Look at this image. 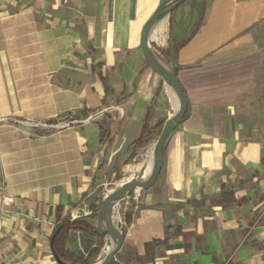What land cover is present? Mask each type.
Returning a JSON list of instances; mask_svg holds the SVG:
<instances>
[{
    "label": "crops",
    "instance_id": "0c3cea01",
    "mask_svg": "<svg viewBox=\"0 0 264 264\" xmlns=\"http://www.w3.org/2000/svg\"><path fill=\"white\" fill-rule=\"evenodd\" d=\"M160 1L0 0V264H58L53 231L92 200L107 151L132 157L144 123L149 142L176 112L166 89L173 113L159 119L166 86L139 49ZM149 44L189 111L155 185L123 209L115 263L264 264V0H188ZM63 117L77 123L31 127ZM90 242L71 232L65 249Z\"/></svg>",
    "mask_w": 264,
    "mask_h": 264
},
{
    "label": "water",
    "instance_id": "95a60500",
    "mask_svg": "<svg viewBox=\"0 0 264 264\" xmlns=\"http://www.w3.org/2000/svg\"><path fill=\"white\" fill-rule=\"evenodd\" d=\"M186 1L188 0H161L140 31L139 49L142 58L147 67L150 68L162 80L163 84L171 90L177 101V109L176 112L163 123L158 137L152 146L151 171L149 175L146 176L145 179H138V173L134 171L129 177L123 180L115 190L106 194V196L97 203L94 228L100 235L105 237L104 247L106 242L110 243V249L98 264H111L123 243L122 233L114 223V207L134 189L147 191L155 185L162 169L167 141L172 132L187 118L189 105L183 87L178 82L174 71L160 61L149 44L150 35L155 26Z\"/></svg>",
    "mask_w": 264,
    "mask_h": 264
},
{
    "label": "rangeland",
    "instance_id": "374dc122",
    "mask_svg": "<svg viewBox=\"0 0 264 264\" xmlns=\"http://www.w3.org/2000/svg\"><path fill=\"white\" fill-rule=\"evenodd\" d=\"M191 1L194 2V0ZM151 49L154 50L152 47ZM169 97L170 96L166 91V88L162 87L161 90V98H163L161 102L162 104L157 105V109H158L157 113L161 115L159 118L161 120L167 119L173 113V109L170 103L168 105L165 102L166 98L169 99ZM159 132H160V128L152 131L151 137L149 138V142L147 141L143 146L136 148L135 151L133 152L134 155L132 157H128L126 160L120 159L117 161H111L109 157L110 153L109 151H107L105 160L102 162L101 165V171L99 172L96 181L93 184V196H92L93 198L92 200H88L86 202V205L89 204L91 205L96 200L98 203V201L103 199L106 196V194L115 190L123 180L129 177L134 172L135 167L138 164L148 160L150 154L152 153L151 144L157 139ZM137 173H138V179L146 178L143 170H140ZM123 213L124 210H123L122 202L119 201L118 204L114 207L113 218L115 225L118 226L120 231L124 227ZM91 224L94 226L95 220H93ZM83 243L86 245L87 240L82 241V244ZM103 250L104 247L101 249L98 256L94 258L93 263L101 261V259L104 257Z\"/></svg>",
    "mask_w": 264,
    "mask_h": 264
},
{
    "label": "trees",
    "instance_id": "16d2710c",
    "mask_svg": "<svg viewBox=\"0 0 264 264\" xmlns=\"http://www.w3.org/2000/svg\"><path fill=\"white\" fill-rule=\"evenodd\" d=\"M203 21V12L200 13L194 29L189 35V37L180 43L174 44L173 51L176 53L180 48H182L200 29ZM176 76V73L174 71ZM160 123L158 128L162 126ZM150 134V129L147 123H144L142 131L139 138L134 142V149L141 147L147 140ZM133 155V153H132ZM100 201V200H99ZM98 201V202H99ZM97 205L93 207L91 215L86 217H80L74 220L66 219L59 222L51 236L50 245L54 256V259L58 264H92L93 259L100 253L101 249L104 247L105 237L100 235L94 228V226L89 222L96 219ZM131 221V213H126L124 216V223L128 225ZM80 232L82 235L90 238L96 239L95 243L90 242L87 254L84 256L81 253H73L65 249V245L68 241L69 234L71 232ZM111 264H116L114 261Z\"/></svg>",
    "mask_w": 264,
    "mask_h": 264
},
{
    "label": "built area",
    "instance_id": "2783aa9c",
    "mask_svg": "<svg viewBox=\"0 0 264 264\" xmlns=\"http://www.w3.org/2000/svg\"><path fill=\"white\" fill-rule=\"evenodd\" d=\"M64 119H62L61 122L56 123V124H50V123H34L31 125L32 128L35 129H42L45 131H52V130H57V129H62L65 127H68L70 124H76L77 121H74L72 119H67L68 117H63ZM92 119V117H87L81 121H79V123H88L90 120ZM142 190L140 189H134L132 192H130L128 195H126L124 198H122L120 200V202H122V206L123 209H126V206H133V210L136 209V204L138 201V198L140 196ZM12 201L11 198L4 196L2 198V202L3 203H10ZM92 210L90 211L89 209H87V206L85 204V201H81L80 202V207L78 210H76L73 215L70 217V220H74L80 217H86L88 215H91ZM123 218H124V214H123ZM114 219V218H113ZM115 223V222H114ZM125 225V223H124Z\"/></svg>",
    "mask_w": 264,
    "mask_h": 264
},
{
    "label": "bare ground",
    "instance_id": "6f19581e",
    "mask_svg": "<svg viewBox=\"0 0 264 264\" xmlns=\"http://www.w3.org/2000/svg\"><path fill=\"white\" fill-rule=\"evenodd\" d=\"M162 27L163 26H160L158 28V30L155 32L154 36L159 33L161 30H162ZM153 37V36H152ZM167 91L169 92V94L171 95V97L175 100V108H177V101H176V98L174 97L173 93L171 92V90L166 87ZM147 157V156H146ZM151 160H152V153L150 154L148 160L138 164L136 167H135V170L134 171H140V170H143L144 172V175L145 176H148L150 171H151ZM110 249V243L109 242H106V245L104 247V250H103V253L104 255L106 254V252ZM101 257V256H100ZM99 262H95L93 264H98Z\"/></svg>",
    "mask_w": 264,
    "mask_h": 264
}]
</instances>
